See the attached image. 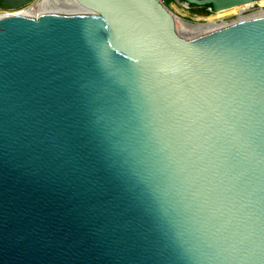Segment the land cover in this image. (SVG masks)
<instances>
[{
  "label": "water",
  "instance_id": "95a60500",
  "mask_svg": "<svg viewBox=\"0 0 264 264\" xmlns=\"http://www.w3.org/2000/svg\"><path fill=\"white\" fill-rule=\"evenodd\" d=\"M76 1L0 20V264H264V19Z\"/></svg>",
  "mask_w": 264,
  "mask_h": 264
},
{
  "label": "bare ground",
  "instance_id": "6f19581e",
  "mask_svg": "<svg viewBox=\"0 0 264 264\" xmlns=\"http://www.w3.org/2000/svg\"><path fill=\"white\" fill-rule=\"evenodd\" d=\"M261 4L264 5V0L261 1ZM254 6V4L245 5L243 7H236L232 9H228L224 12H219L216 14H220V16L227 15V14H240L243 12V10L247 8H251ZM238 12V13H237ZM59 13H66V14H82L87 16H96L103 19H108V15L98 9L95 6H83L78 4L77 1L73 0H61L58 4L55 6H49L46 3H43L40 8L36 9V11H20V12H13L9 10L0 9V20L8 18L9 16H32V17H40L44 14H59ZM221 18V17H220ZM240 18L238 21L231 23V24H225V23H218V22H211L210 24H189L186 23L185 20L178 19V25H177V32L180 35L184 36H190L195 38H201L203 36H206L212 32L227 28V26L235 25V24H243L244 22H250V21H257L260 19H264V8H260V10L249 14V15H243V17ZM222 19V18H221ZM224 20V19H223Z\"/></svg>",
  "mask_w": 264,
  "mask_h": 264
},
{
  "label": "rangeland",
  "instance_id": "374dc122",
  "mask_svg": "<svg viewBox=\"0 0 264 264\" xmlns=\"http://www.w3.org/2000/svg\"><path fill=\"white\" fill-rule=\"evenodd\" d=\"M163 3L175 15H178L180 19L185 20L186 23L190 22L194 24H210L211 22L231 24L238 21L240 19L238 17H243V15H249L258 11V9L244 10L240 14L232 13L220 16V14L209 11L208 8L199 7L197 5H192L190 8H187L183 5L182 0H163Z\"/></svg>",
  "mask_w": 264,
  "mask_h": 264
},
{
  "label": "built area",
  "instance_id": "2783aa9c",
  "mask_svg": "<svg viewBox=\"0 0 264 264\" xmlns=\"http://www.w3.org/2000/svg\"><path fill=\"white\" fill-rule=\"evenodd\" d=\"M73 1H76V0H73ZM261 1H263V0H255V2L252 3V4H254V6H252L251 8H247L245 10H252V9L260 10V8H264V5L261 4ZM59 2H61V0H30L29 2L25 3V5H22L19 8H12V7H9V6L8 7L2 6L1 5V0H0V9L9 10V11H13V12H20V11H31V12H34V11H36V9L40 8L43 3H46L49 6H52V5L55 6ZM182 2H183V5L185 7H187V8H190L192 6L191 4H189L187 2H184L183 0H182ZM208 10L214 12L213 8L211 6L208 8ZM175 16L178 17V15H175Z\"/></svg>",
  "mask_w": 264,
  "mask_h": 264
},
{
  "label": "snow or ice",
  "instance_id": "6c2138e0",
  "mask_svg": "<svg viewBox=\"0 0 264 264\" xmlns=\"http://www.w3.org/2000/svg\"><path fill=\"white\" fill-rule=\"evenodd\" d=\"M191 67V66H190ZM209 72L211 71L210 69L208 70ZM191 72H192V76L196 79V80H199L201 79V77H204V78H209L207 76V73L206 72H202L200 71L199 69H191ZM184 81L185 83L181 84L180 87L181 88H191L193 90H195V84L193 83V80H190L187 76L184 77Z\"/></svg>",
  "mask_w": 264,
  "mask_h": 264
}]
</instances>
